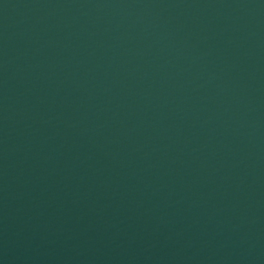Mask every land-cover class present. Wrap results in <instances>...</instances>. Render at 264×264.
Segmentation results:
<instances>
[{"label": "water", "instance_id": "water-1", "mask_svg": "<svg viewBox=\"0 0 264 264\" xmlns=\"http://www.w3.org/2000/svg\"><path fill=\"white\" fill-rule=\"evenodd\" d=\"M0 264H264V0H0Z\"/></svg>", "mask_w": 264, "mask_h": 264}]
</instances>
